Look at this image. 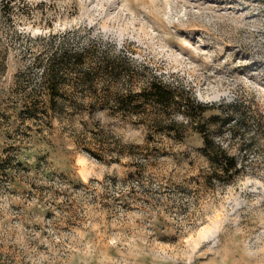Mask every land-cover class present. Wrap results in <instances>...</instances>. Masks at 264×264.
Wrapping results in <instances>:
<instances>
[{"label":"rangeland","instance_id":"rangeland-1","mask_svg":"<svg viewBox=\"0 0 264 264\" xmlns=\"http://www.w3.org/2000/svg\"><path fill=\"white\" fill-rule=\"evenodd\" d=\"M0 264H264V0H0Z\"/></svg>","mask_w":264,"mask_h":264},{"label":"trees","instance_id":"trees-1","mask_svg":"<svg viewBox=\"0 0 264 264\" xmlns=\"http://www.w3.org/2000/svg\"><path fill=\"white\" fill-rule=\"evenodd\" d=\"M83 57V55H82ZM89 69V68H88ZM88 75H87V74ZM84 74V80L85 83L90 87L88 90L90 92L89 95L95 97L96 94L95 90L93 89L94 86V77L91 75L92 73L87 71ZM55 76L57 74L52 72V75H50V78L48 80V83L50 84V92L48 94L51 96V101L54 102V98L58 94L54 88V80ZM53 84V85H52ZM92 88V89H91ZM141 97L145 99V102L143 103H149L154 106H170L172 104L179 105V102L181 100V95L176 93L174 90H171L169 87H167L165 84H162L158 80H152L148 87L142 90L140 92ZM125 96V95H124ZM132 97V96H131ZM122 98V97H121ZM133 100L129 97H124L122 100H119L117 103L120 105L127 104L130 105ZM186 104H191L193 106L197 107V114L202 115L204 111L207 109H210L211 104L202 103L195 99V97H187L184 101ZM92 103V102H88ZM142 103V102H141ZM184 116L190 120H193L195 115L190 114L189 110H183L182 112ZM194 132H196L198 135H200L201 139V145L198 147V150L202 152V154L205 156L208 166L210 167V172H207L208 175L206 176L208 180V184H211L212 181H210L212 178H232L235 177L237 174H239L242 170L244 165L243 163L238 162L236 159V156L234 154H231L229 150L226 148V146L221 142L220 140L214 139L212 135L208 134L207 127L201 126L198 122H194ZM168 131L172 132V134L178 138L184 137L181 132L179 133L173 128L168 129Z\"/></svg>","mask_w":264,"mask_h":264}]
</instances>
